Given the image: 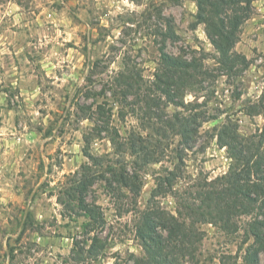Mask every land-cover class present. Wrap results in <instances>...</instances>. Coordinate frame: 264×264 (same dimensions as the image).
<instances>
[{"label": "rangeland", "instance_id": "rangeland-1", "mask_svg": "<svg viewBox=\"0 0 264 264\" xmlns=\"http://www.w3.org/2000/svg\"><path fill=\"white\" fill-rule=\"evenodd\" d=\"M197 1L0 0V264H147L136 236L143 215L183 221L180 201L230 168L218 129L247 137L264 128V111L254 108L264 91V0L229 4L220 15L242 19L233 65L221 64ZM162 54L203 75L168 88L156 79ZM176 118L193 119L196 131L181 136ZM87 156L102 163L85 195L104 220L91 232L78 205L70 213L58 202L73 175L91 167ZM107 166L136 176L138 191L115 182ZM250 218L234 216L228 231L194 223L193 251L170 247L164 257L245 264Z\"/></svg>", "mask_w": 264, "mask_h": 264}, {"label": "trees", "instance_id": "trees-1", "mask_svg": "<svg viewBox=\"0 0 264 264\" xmlns=\"http://www.w3.org/2000/svg\"><path fill=\"white\" fill-rule=\"evenodd\" d=\"M245 0H198V19L200 22H209L210 42L218 52L222 65H233L238 62L236 56L230 57L229 53L234 44V33L242 19L238 17H221L224 12V7L230 5H238ZM220 17V18H218ZM162 61L166 66L162 71L161 76H158L157 81L166 85L168 88L173 83L175 86H185L193 84L196 78L203 75L198 66L193 63L178 60L174 57L162 54ZM174 81V82H173ZM182 82V83H181ZM174 86V87H175ZM168 102L175 107H183V102L175 101L177 95L170 96L166 93ZM255 110L264 111V91L258 98ZM177 117V115H175ZM191 118V116H190ZM203 121H207L203 118ZM217 118H211L216 120ZM179 127L181 136H188L196 131L192 125L193 119H188L186 123L175 119ZM216 135L219 146L226 148L229 159L231 160L230 168L227 173L208 182L205 186H197L194 193L188 196L185 200L180 201L181 211L178 217L181 219H192V223L186 224L185 221L172 217L169 221L162 220L158 212H151L149 209L141 220V226L136 229V236L140 241L141 247L147 257V264H170L164 257L165 251L172 247L180 253H191L193 244L192 238H198L193 231L194 223L204 222L214 225L228 231L234 224L233 217L236 215L251 216L245 232L247 237L253 240L252 247L246 250L244 255L245 264H258L259 254L264 251V128L260 133L251 136H241L237 133V128L234 126H222ZM214 131L216 129L214 128ZM92 161L91 167L85 166L73 176L76 179L75 185L64 191V200L58 199V202L63 206L64 211L72 213L71 205H78L80 210L84 212V217L87 222L84 227L88 228V232L93 231L95 227L104 225V220L99 216L96 206H91L86 203L85 195L88 187L92 186L97 179L91 174L92 167H100L97 159L87 156ZM110 176L115 182H119L122 187L130 192H136L139 185H131V179L137 181L133 174H122L110 169ZM108 170V171H109ZM119 177V179H118ZM118 179V180H117ZM89 180V183L85 181ZM158 230L166 232V237L163 238ZM157 231V232H156ZM94 245L88 248V254H93L97 238L92 240ZM186 244V245H185ZM139 264V263H137Z\"/></svg>", "mask_w": 264, "mask_h": 264}]
</instances>
